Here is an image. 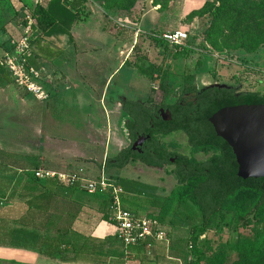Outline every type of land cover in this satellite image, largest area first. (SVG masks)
Here are the masks:
<instances>
[{
    "label": "rangeland",
    "instance_id": "obj_1",
    "mask_svg": "<svg viewBox=\"0 0 264 264\" xmlns=\"http://www.w3.org/2000/svg\"><path fill=\"white\" fill-rule=\"evenodd\" d=\"M40 1L0 0V57L7 50L6 42L22 36L32 20L26 62L40 78H55L49 84L52 93L45 99L10 78L0 83V160L4 164L26 159L31 169L53 168L94 176L103 157L129 144L126 127L117 125L126 117L119 104L122 97L142 100L149 94L156 103L169 104L183 97L186 83L195 84L197 89L219 84L264 94V0H88L74 40L68 36L50 39L40 33L33 17ZM221 3H229L241 13L214 14V7ZM209 26L211 34L205 39ZM140 29H154L157 34L187 31L190 55L177 47H159L141 39ZM41 48L57 53L75 48L79 59L76 62L73 53L69 56L74 60L69 56L65 58L70 60L47 58ZM81 50L88 55L79 54ZM141 56L144 64L156 66L151 82L120 65L125 59L135 63ZM107 74L112 77L105 92L114 98L103 100L101 85ZM161 82H166V90ZM116 84L124 85L121 92H116ZM111 132L114 138L106 153L104 143ZM157 139L165 148L196 160L209 155L201 151L193 155L181 132ZM109 173L129 182L132 190L126 189L127 208L155 218L169 239L194 243L190 253L185 251L184 264H264V202L258 193L238 192L208 227H203L199 208L181 197L186 188L178 192L181 185L174 164L154 168L131 160L123 169H110ZM27 175L26 182L14 176L0 179L4 202L0 217L5 222L0 224V246L28 250L0 253V264H69L63 258L73 253L68 241L53 252L44 233H53L60 224L65 229L76 216L100 217L99 208L106 205L78 188L81 193L76 203L54 191L48 197L52 209L43 212L37 205L49 189L38 182L34 170ZM28 205L31 209L25 214ZM88 206L92 211L83 209ZM23 220L29 222V230L20 226Z\"/></svg>",
    "mask_w": 264,
    "mask_h": 264
},
{
    "label": "trees",
    "instance_id": "obj_2",
    "mask_svg": "<svg viewBox=\"0 0 264 264\" xmlns=\"http://www.w3.org/2000/svg\"><path fill=\"white\" fill-rule=\"evenodd\" d=\"M87 3L88 0H74L73 2L41 0L33 10L36 27L45 37L68 35L69 39L73 40L72 28L80 19ZM225 11L241 13L240 10H237V8H234L229 3H221L214 7V14H220ZM204 33L206 39L211 34V27L209 26ZM155 34H157V31L154 29L139 33L141 39H147L155 46L172 47L168 42ZM190 43L189 37L186 45L178 46L177 48L189 56L191 52ZM5 47L10 50L9 41L6 42ZM143 57L141 56L135 63L127 59L125 65L152 80L155 78L156 66L154 64H144L142 62L144 61ZM6 79H9V76H6ZM36 81L44 86L48 94L52 93V90L49 88V84L51 83L49 80L38 78ZM0 83H4L2 78H0ZM160 86L166 90V82H161ZM151 91L154 92L155 88L153 87ZM184 91L185 93L196 92L197 87L195 84L186 83ZM258 103H264V94H261L259 91L239 90L234 86H210L197 93L196 100L188 102L185 107L179 103H156L152 95L146 101L126 98L122 101V106L131 116L125 123L131 139L134 140L138 133L142 132H148L153 137L154 134L159 132L168 134L182 129L188 134L190 144L195 146V152L211 153L207 159L202 161L194 159V156L180 155L178 161L179 167L176 170V175L181 185L178 192H185L186 188V193L181 197L184 201H189L199 208L202 215L201 226L208 227L211 219L223 208L228 199L240 191L256 192L260 195V201L264 202V177L243 179L238 176V163L232 148L223 138L216 134L213 125L209 121V118L222 107ZM164 106L171 109L172 116L169 121L155 118V108ZM150 147L156 154L142 158V161L149 166L162 167L168 157L173 154L163 149L160 143L154 139L151 140ZM139 158L130 147H126L113 156H106L104 162L105 167L110 172V169H123L131 160L135 161ZM102 163L103 161L99 163V168L102 166ZM36 179L41 185L48 187L49 191L46 189V192L54 193L56 188H67L81 193L78 187L64 186L54 180H41L37 177ZM118 182L125 190L123 200L126 207V191H131L132 189L131 186H128L129 182L127 180H118ZM90 195L99 197L102 202L101 204L106 205V208H102L101 206L99 208L102 211L100 218L113 223L108 197L101 194ZM79 198L80 196L77 199H70V201L76 203ZM48 201L49 199L47 198L40 210L45 208L48 210L50 207H48ZM105 209L106 211L103 212ZM46 210L43 212H46ZM76 218L77 216L73 217L65 229L60 224L56 230L65 235ZM244 219H248V216ZM173 240L178 244V248L184 256L185 251L187 253L191 252L190 249L194 245L192 241H189V244H185V240L181 242L177 238ZM63 258L69 260L70 256H64Z\"/></svg>",
    "mask_w": 264,
    "mask_h": 264
},
{
    "label": "crops",
    "instance_id": "obj_3",
    "mask_svg": "<svg viewBox=\"0 0 264 264\" xmlns=\"http://www.w3.org/2000/svg\"><path fill=\"white\" fill-rule=\"evenodd\" d=\"M78 27H80V25H77L76 23L74 27L72 28L73 40L74 38L76 39L77 37L75 30ZM140 30L141 32L146 31V30L142 31V29ZM63 36H68V35L52 36L48 38L56 39V38L63 37ZM41 50L44 54H48V55H45L47 58H50L51 56H59V60L60 59L61 60L62 59H65V60L73 59L74 60V57L69 56L71 53H73L75 56L76 62H78V59H79L75 48L72 49L73 51L71 49H68L65 53H61V52L57 53L52 48L51 49L41 48ZM79 54L88 55L87 52H84L82 50L79 52ZM68 56L70 59L65 58ZM125 61L126 59L122 60L120 62L121 63L120 65H124V67H127L125 65ZM104 65H105V68H107V66H109V62H106ZM111 77L112 75L107 74L105 75L103 79L104 83L101 85L103 87L101 99L103 100H105L106 97L114 98V97H109V93L105 92L107 87L110 88L111 83L109 82H110ZM101 78H103L102 74H101ZM144 78L145 80L147 79L151 82V79L145 76ZM42 79H47L51 83L55 81V78L49 75L46 76V78H42ZM121 86L123 88L124 85L116 84V87H117L116 92H121L120 90ZM210 86H223V85L212 84ZM210 86H206V87H210ZM149 87L151 89L152 87H155V86H153V83H150ZM120 95L123 96V94H119L118 97H122ZM148 97H149V94L146 96V99H142L141 101H146ZM126 98L127 97H122V99L119 101L120 102L119 104H121L122 101ZM122 112L126 115L123 109H122ZM126 118H127V115L124 121L121 124L120 122H118L117 125L119 124L120 126L122 125L123 127L124 126L126 127V124H125ZM112 133L114 134V132H111L110 138H108V141L104 143L106 153L109 151L111 142H113L114 136ZM124 147L125 146H123L121 149H123ZM121 149H119L115 154H117ZM105 157H103L102 159L104 160ZM30 170L35 171L36 167L34 169H31L30 163L28 160L26 161V159L25 161L22 159L20 162H17L16 164H4L2 160H0V179L4 175L14 176V177H17V179H20L23 182H26L28 179L27 174ZM63 189L64 190L62 191L61 190H56V191L59 192L60 194H64L66 197H69L70 199H77L79 197V193L77 191L74 192L71 189H67V188H63ZM51 194L53 195L52 192H46V193L44 192L43 194L44 200L39 201L38 202L39 205H37L39 209L42 207L43 204H45L46 199ZM3 203L4 202L1 200V193H0V205H3ZM139 204H136V205L139 206ZM27 208L28 209L26 210L27 212L25 214H27L28 211L31 209L30 205H28ZM50 209H52V207H49V210ZM83 209L92 211V206L83 207ZM42 210H46V208ZM4 223H5L4 218L0 217V224H4ZM54 225L56 224L54 223L52 225L53 228H55ZM20 226L23 228L26 227L28 230L30 229L29 222L26 220L20 221ZM56 228L54 229L53 233L51 232L47 234L44 233L43 237L47 241V244L53 250V252H56L58 250L57 247L61 243L63 242L66 243L68 241L67 243L69 244V246H71L73 250L72 255H70V259L67 260L69 264H184L185 256L183 255V253L180 252L178 248L179 247L178 244L174 242L173 239H169V242L148 239V240L140 241L136 245L126 247L124 243L122 242L119 236V233H118V229L114 223L103 220L100 217L92 215V214L77 217L75 221L70 225L69 230L65 235H62L58 230H56ZM67 236H68V239H66ZM11 251H19V252L21 251V253H26L28 250H20V249L0 246V253L2 254L3 253L8 254V253H11Z\"/></svg>",
    "mask_w": 264,
    "mask_h": 264
},
{
    "label": "built area",
    "instance_id": "obj_4",
    "mask_svg": "<svg viewBox=\"0 0 264 264\" xmlns=\"http://www.w3.org/2000/svg\"><path fill=\"white\" fill-rule=\"evenodd\" d=\"M64 1L73 2L74 0ZM31 26L32 20L22 36L9 41L10 50H5L3 56L0 57V78L7 82L6 76H9L15 84L35 93L38 98L45 99L49 94L44 86L36 81L40 78L39 74L26 62L31 42L29 35ZM155 35L173 47L184 46L189 39L187 31L182 29L169 30ZM104 160L99 173L94 176H83L74 171L53 168L36 169L34 175L41 180H54L64 186L78 187L89 194H101L108 197L112 222L116 225L119 236L126 247L148 239L169 242L167 232L160 228L155 218L140 216L124 206L125 190L116 178L110 176Z\"/></svg>",
    "mask_w": 264,
    "mask_h": 264
},
{
    "label": "water",
    "instance_id": "obj_5",
    "mask_svg": "<svg viewBox=\"0 0 264 264\" xmlns=\"http://www.w3.org/2000/svg\"><path fill=\"white\" fill-rule=\"evenodd\" d=\"M209 121L232 148L238 176L264 177V103L222 107Z\"/></svg>",
    "mask_w": 264,
    "mask_h": 264
},
{
    "label": "flooded vegetation",
    "instance_id": "obj_6",
    "mask_svg": "<svg viewBox=\"0 0 264 264\" xmlns=\"http://www.w3.org/2000/svg\"><path fill=\"white\" fill-rule=\"evenodd\" d=\"M220 87H223V86H220ZM205 88L197 89L196 92L184 93V95H183V97L181 99L176 100L175 102L170 103V104L179 103V104H181L182 106L185 107L188 102H190L192 100L195 101L196 100V94L197 93H200ZM121 106H122V103H121ZM122 109H123V106H122ZM123 111L127 115V118H126V121H127L129 118H131V116L124 109H123ZM171 116H172L171 109L169 107H165L164 106V107H159L157 109L155 108V118L156 119H158V120L159 119H162L164 121H169V120H171ZM177 131L183 133V135L186 138V145L190 149V152L193 155H196L198 152H200V151H198V152L197 151L196 152L194 151L195 146H192L190 144V142H189V136H188V134L184 130L179 129ZM127 132H128L129 144H127L124 148L130 147L131 150L133 151V153L134 154H137L140 157L139 159H137L135 161H137V162H139L141 164H144L147 167H154V166H149V165H147L146 163H144L142 161V158H147L150 155L156 154V152L154 150H152L151 147H150L151 140L154 139L155 141L159 142V140L157 139V136H159V135H161V136H167V135H169V134H171L173 132H176V131H173V132L168 133V134H164L162 132H159V133L154 134L153 137L148 132H142V133H138L137 137L134 140L129 137V131H128V129H127ZM160 145H161V147L163 149H165V150L173 153L172 155H170L168 157L167 161L163 164V166L166 165V164H174L175 165V173H176V170L179 167L178 166V161H179L180 155H185V156H189V157L192 156V155L191 156L190 155H186V154L181 153L179 151H173V150L167 149L161 143H160ZM207 154H209L208 157L211 155V153H207ZM203 160H205V159H203ZM198 161H202V160H198ZM154 168H158V167H154ZM159 168H161V167H159Z\"/></svg>",
    "mask_w": 264,
    "mask_h": 264
}]
</instances>
